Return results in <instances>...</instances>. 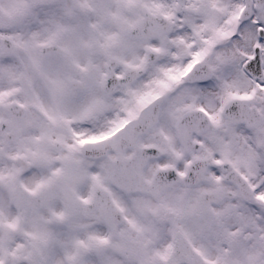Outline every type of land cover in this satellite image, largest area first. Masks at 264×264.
I'll return each instance as SVG.
<instances>
[{"label": "snow or ice", "instance_id": "obj_1", "mask_svg": "<svg viewBox=\"0 0 264 264\" xmlns=\"http://www.w3.org/2000/svg\"><path fill=\"white\" fill-rule=\"evenodd\" d=\"M0 264H264V0H0Z\"/></svg>", "mask_w": 264, "mask_h": 264}]
</instances>
